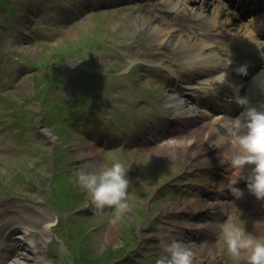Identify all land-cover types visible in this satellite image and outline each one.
<instances>
[{"label":"rangeland","instance_id":"374dc122","mask_svg":"<svg viewBox=\"0 0 264 264\" xmlns=\"http://www.w3.org/2000/svg\"><path fill=\"white\" fill-rule=\"evenodd\" d=\"M117 1L0 0V264H155L163 243L180 234V202L201 203L186 191L202 181L205 141L176 129L164 98L179 84L173 78L186 58L172 46L187 32L172 26L169 42H158L160 0ZM196 3L212 18L216 0L186 1ZM193 83L188 93L203 85ZM161 117L176 129L165 139H177L162 152L150 148L160 140L138 138ZM113 160L128 168L130 205L115 221L113 206L96 208L75 181L81 168ZM157 195L161 212L152 202L143 214ZM244 218L238 212L227 223L252 230ZM189 223L200 231L199 218ZM214 229L212 246L200 236L186 244L192 254L214 249L222 264H244Z\"/></svg>","mask_w":264,"mask_h":264},{"label":"clouds","instance_id":"9594fccd","mask_svg":"<svg viewBox=\"0 0 264 264\" xmlns=\"http://www.w3.org/2000/svg\"><path fill=\"white\" fill-rule=\"evenodd\" d=\"M70 2V0H69ZM23 45L18 46L23 48ZM240 74L246 65L236 66ZM235 102L243 106L225 130L232 151H221L218 163L228 169L226 181H221L218 190L227 191L236 198L244 196L238 185L244 181L247 190L258 200L264 201V107L251 105L247 96L237 94ZM221 136L225 133H221ZM127 167L120 160L108 166L81 168L75 177L76 183L87 191L96 208L113 206V220L129 210ZM247 169V172L245 171ZM227 251L244 264H264V219L253 222L252 230L240 225L222 222ZM192 251L184 241L172 238L163 243V251L155 264H192Z\"/></svg>","mask_w":264,"mask_h":264},{"label":"bare ground","instance_id":"6f19581e","mask_svg":"<svg viewBox=\"0 0 264 264\" xmlns=\"http://www.w3.org/2000/svg\"><path fill=\"white\" fill-rule=\"evenodd\" d=\"M255 2L256 1H254V3ZM154 3L157 6L155 7L161 11L160 14L156 15L159 20L163 22V26L152 28L156 37L154 38L155 40L158 42L163 41V44H167V42H169L167 33L172 26L187 32L186 36L180 40L177 39L175 46H172L179 51L182 56L185 55V61H187L184 65V75L176 78V80L181 82V90L184 88L187 89L191 84V74L194 76L204 74V78L200 80V82L203 83V90L205 87L210 86V81H213L214 87L226 91L229 93V96L233 97L232 101L236 104L235 107L238 108V110L235 111V108L232 107V114L224 113V116H213L203 119L204 116H202L203 114L197 109L196 105L194 107L193 105L184 103V100L175 94H165L164 98H166V102H173L175 108L179 107L181 109L180 118L184 122L193 124L197 127H208L207 136L213 139L212 135H214V133L211 131L209 133V129L213 127L214 124L224 125L227 120L232 121V118L241 111L243 106L235 102V96L237 94L247 96L251 105L264 107L259 100H256L259 95L257 93L264 91V66L261 65L262 63L264 64V52L255 48V46L258 45V40L253 35L252 31L255 26H239L234 30L235 26H230L226 16L218 17V15H223L224 13L222 5L219 3L218 7L216 5L214 6L215 13H213L214 15H212V18L208 17V15L205 17L204 14L200 16L201 13L199 11L197 13L196 11H191L181 0H163L161 3H159V1ZM259 15L261 17L264 16V12ZM239 30L242 33V37L237 36ZM236 39L240 42L241 53L238 54V57L231 56L232 65L228 72H224L222 68L228 59V54L232 55V51L229 52V49L234 45ZM213 47L222 48L223 53L218 55ZM241 64H247L244 74H240V72L236 70V66ZM209 94L215 97L212 93ZM226 103L230 105L233 104L231 101H225L224 107ZM169 106H172V104H169ZM195 120H200L201 122L197 124ZM167 126L168 125L162 129H156L157 132L155 135L160 138L162 134L172 131ZM223 133H225L223 136L220 135L221 133L218 135L215 134L214 139L217 136L218 138L227 137L226 132ZM162 139L160 144L150 146V148L154 150L158 149L162 152L164 149H168L169 146H171V148L175 147L174 143L177 139H165L164 141ZM225 144L230 147L229 140H225ZM206 151L208 152V150ZM82 153L85 154V152ZM244 191L246 194V188H244ZM208 257L212 259L213 255L210 253ZM199 261L197 257H192V264H197ZM44 264L49 263L44 261Z\"/></svg>","mask_w":264,"mask_h":264}]
</instances>
